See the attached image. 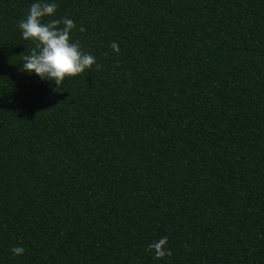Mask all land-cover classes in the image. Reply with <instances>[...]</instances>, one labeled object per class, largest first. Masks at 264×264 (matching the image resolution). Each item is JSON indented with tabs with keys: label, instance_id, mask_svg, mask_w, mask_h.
<instances>
[{
	"label": "trees",
	"instance_id": "obj_1",
	"mask_svg": "<svg viewBox=\"0 0 264 264\" xmlns=\"http://www.w3.org/2000/svg\"><path fill=\"white\" fill-rule=\"evenodd\" d=\"M32 2L0 0V264H264V0H55L100 65L57 89Z\"/></svg>",
	"mask_w": 264,
	"mask_h": 264
},
{
	"label": "clouds",
	"instance_id": "obj_2",
	"mask_svg": "<svg viewBox=\"0 0 264 264\" xmlns=\"http://www.w3.org/2000/svg\"><path fill=\"white\" fill-rule=\"evenodd\" d=\"M57 7L55 0H33L26 16L17 24L21 38L34 45L31 52L23 56L19 71L53 84L56 89L60 88L66 79L90 70L93 65L97 70L100 68L95 56L84 51L79 41L71 39V34L77 27L75 22L66 17L59 20L52 18ZM78 30L81 33L85 31L83 27ZM111 48L113 52L119 53L115 42L111 44ZM167 244V236L161 237L150 243L147 251L151 252L156 260H162L171 255ZM10 251L14 256L24 254V249L19 246Z\"/></svg>",
	"mask_w": 264,
	"mask_h": 264
}]
</instances>
